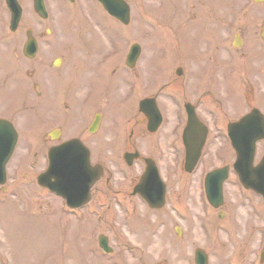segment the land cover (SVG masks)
Wrapping results in <instances>:
<instances>
[{
	"label": "rangeland",
	"instance_id": "1",
	"mask_svg": "<svg viewBox=\"0 0 264 264\" xmlns=\"http://www.w3.org/2000/svg\"><path fill=\"white\" fill-rule=\"evenodd\" d=\"M81 1L84 3V5H86L87 8H90L93 3L91 0ZM133 1H136L135 3L137 6H142L151 11H155V7L158 2V0L146 2H144V0ZM170 1L173 3L175 2V5H177L176 0ZM233 2H235V0H232V3ZM241 2V0H238V4ZM230 7L231 5L229 3L226 5H221L219 7L218 13L214 14L215 23L217 24L218 22L219 25L217 28L218 33L220 31V26L228 20L226 9ZM163 12L164 11L159 12V15L164 19L168 28L173 29L171 31L172 35L164 33L162 35L159 33L157 38L165 40V42L171 48L177 49L179 47L182 51V54L186 55L187 57H189V55L192 53L197 54L201 37L197 35L192 36L195 39H186L185 35H191V33L188 27L178 25V23L183 20L181 17L182 15L174 10L171 15V20H173V24L177 26L173 27L169 22L170 15ZM54 13L57 14L55 9ZM131 26L133 27L131 28L133 30L136 29V32L141 36V41H143L142 44L144 43L147 45L150 43L148 28H144L136 21H132ZM107 31V39L106 37L103 38V42L105 44L107 43V46H110L111 40L113 38L116 39V35L112 33L111 29H107ZM124 35H126V37L124 36L123 42H127L128 44H131L135 38H137L134 33L132 35ZM85 37L88 42L85 51L79 47L75 52L69 53V55H74V58L79 57L80 61L84 60L80 71L78 70L74 75L75 71L66 66L55 76H53L49 71L43 73V78H45V80L49 81L55 78V84L53 85L52 89H55L57 93V96H55L53 99L45 101L48 103H53L57 99L61 98L63 95H65L63 91L66 87V84H68L69 87H73V92L83 93L93 90V98L90 96V102L88 105L94 103L95 105L104 106L108 101H110L111 104L109 106L119 110L121 113L120 117H123V115L127 116L132 112L133 102L130 101L121 106H118L117 104V102H119L118 100L121 96V93L123 92L122 88L125 87L124 73L119 71L115 74L116 83L115 86H112L109 75H106L105 70H103L106 65L103 64L97 69L95 68V59L98 61L102 54H104H98L101 50V47L103 48V45L101 46L96 34L90 36L85 35ZM144 44L143 46L146 48V52L150 51V47L145 46ZM187 57H185V59H187ZM172 59L173 56L170 55L169 58H166L165 63H158V55L156 54L155 57L151 59V65L148 70L149 77H151L152 80L160 78L159 73L165 74L167 71L166 64H168L169 61L172 62ZM241 60L242 67H247V61L244 59ZM5 63L8 65L4 66L6 74H11L12 72L15 74L19 73V69L16 66H11L7 59H5ZM143 63H146V61L144 60ZM80 66L81 65L78 64V69ZM238 69L241 71V67H238ZM1 77L2 76H0V79ZM139 83H143L141 78L139 79ZM15 86L16 89L14 90H11L9 86H3L0 89V106H9L14 110V108L20 103L22 86L19 82ZM223 86L224 84L221 83V88L219 91L221 99H225L224 96L227 97ZM26 96L28 99H30L28 101L34 102L33 99L35 97L32 93H28ZM100 99H102V102L99 101ZM161 105L165 108L163 113L166 117H174L176 115L177 110L173 104L169 103L168 101H161ZM35 111L36 114L34 116L25 112L22 117H14V119L16 122H19L23 119L22 122L18 123V132L26 135L28 138L38 143L36 136L39 135V129L42 124L41 119L45 115V112L42 108H38ZM228 112L230 113L229 110ZM56 113L60 112L55 111V114ZM16 114L17 113L12 115ZM60 114L62 115V113ZM166 131L167 129L165 130V133ZM68 136H70V134H68ZM119 146H121V144L116 145L115 147L117 148ZM21 148L22 147L20 146L17 155L20 151V153H23V155L26 157L25 149L22 150ZM96 153L99 154L98 151ZM97 154L95 155L99 157L101 156ZM112 156L114 157L115 154ZM169 157L172 158V154H170L167 158ZM29 159H31V157ZM14 160L12 161L10 168H8V190L6 192H2L0 189V264H97L96 261H94L87 253L84 252V248L86 249L89 244L94 245L97 243V236L100 233L105 232L110 234L112 242L115 241V233H120L126 240H130L132 242L135 241L136 243L140 244L143 242L142 239H145V242L143 243L153 244L150 245L149 249L154 251V258L156 254L155 260L152 256V253L148 258H146V256L145 258L150 264L152 262L155 264H165L164 261L166 251L164 250V247L166 242H162L161 238L158 236L147 240V232L146 235L137 236L135 232L130 230V227L133 230H135L137 227L139 232L140 230H143L141 227L148 224L149 215H146V213L138 215L134 219V222L131 221V225L129 227L126 223H124L121 208L116 206L115 203H111L113 206H111V210L107 211L106 213V222L111 224L113 229H108L106 225L102 228V224L97 222L93 215H86V218L83 217L82 219L73 216H66L61 213L60 200L48 194L45 190L40 189L35 184L36 176L39 174V169L42 167V159L41 162L37 164L29 161L25 167L20 166L17 172L14 169V165L18 163L19 160L17 157ZM36 161L38 162L37 158ZM120 177V174L117 175V180L120 179ZM189 191L192 193L190 195H196L198 192L197 186L191 183ZM228 192L229 194L233 195V197L227 198L229 214H232V212L233 214L235 213L234 221L238 227L237 236H242L241 230H243L245 227L246 222L250 221L247 220L250 213V209L248 207L249 204L245 199L240 198L237 192H235L234 188L228 187ZM103 198L105 197L99 196L96 199V204L103 202ZM137 210L141 211L140 207H138ZM227 222L229 225H233L232 219H227ZM253 223H255L254 220L252 221V228H255ZM189 228H192L191 224ZM191 232H193V230L190 231L188 229L189 235ZM256 238L257 235L254 233L253 241H255ZM255 245L256 241L254 244H252V248H254ZM227 247L230 249L229 245H227ZM65 249H67L66 251H69L67 255L63 253ZM250 252L251 255L249 253L248 257H252L253 249ZM247 253L248 251L243 249L240 260L247 259ZM125 255H127V253H125ZM226 260L227 257L225 256L224 261ZM214 262L215 259L212 258V264H214ZM125 263L132 264L130 259L127 257Z\"/></svg>",
	"mask_w": 264,
	"mask_h": 264
},
{
	"label": "flooded vegetation",
	"instance_id": "2",
	"mask_svg": "<svg viewBox=\"0 0 264 264\" xmlns=\"http://www.w3.org/2000/svg\"><path fill=\"white\" fill-rule=\"evenodd\" d=\"M31 5L33 6L32 3H31ZM247 23L249 24L251 32L255 31V36H256L255 38H261L260 33H261V29H262V21H260L256 24L252 19H249L247 22L245 21V28L247 26ZM245 28H244L243 32L245 31ZM253 28H255V30ZM1 47L6 48L7 45H5L4 43H1ZM209 48L210 47L208 46L207 49L209 50ZM247 49H248L249 55H251L253 57H259L260 55L264 54V43L261 42L260 45L250 46ZM44 58H46V55H44ZM101 120H103V117H101ZM56 128H58V130L61 131L63 129V126L58 124V125H56Z\"/></svg>",
	"mask_w": 264,
	"mask_h": 264
},
{
	"label": "water",
	"instance_id": "3",
	"mask_svg": "<svg viewBox=\"0 0 264 264\" xmlns=\"http://www.w3.org/2000/svg\"><path fill=\"white\" fill-rule=\"evenodd\" d=\"M258 189H262V188H259V187H258Z\"/></svg>",
	"mask_w": 264,
	"mask_h": 264
}]
</instances>
